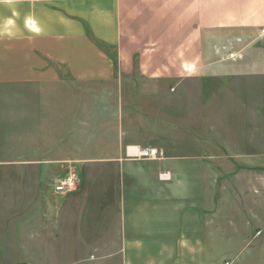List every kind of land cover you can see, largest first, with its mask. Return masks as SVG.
Returning <instances> with one entry per match:
<instances>
[{
  "label": "crops",
  "instance_id": "0c3cea01",
  "mask_svg": "<svg viewBox=\"0 0 264 264\" xmlns=\"http://www.w3.org/2000/svg\"><path fill=\"white\" fill-rule=\"evenodd\" d=\"M9 18L11 36H0V139L6 147L20 139L22 154L53 139L63 160L76 156L79 136L102 144L78 160L102 171L103 190L115 188L102 207L115 213L121 264H264V223L258 236L253 215L233 210L223 232L210 221L221 217L220 199L207 194L211 172L221 170L212 156L264 154L233 150V77L264 72L263 60L248 67L233 55L255 59L256 50L243 52L264 44V0H17L0 4V23ZM136 79L165 97L147 103L129 93ZM171 91L182 93L180 124ZM147 105L153 111L143 114ZM149 148L159 159L132 154ZM8 158L0 150V167L42 163ZM223 250L233 252L229 261Z\"/></svg>",
  "mask_w": 264,
  "mask_h": 264
},
{
  "label": "rangeland",
  "instance_id": "374dc122",
  "mask_svg": "<svg viewBox=\"0 0 264 264\" xmlns=\"http://www.w3.org/2000/svg\"><path fill=\"white\" fill-rule=\"evenodd\" d=\"M253 48V51H244L243 55L250 58L256 50L255 59H240L233 55V62L239 65L249 63L248 67L260 66L258 62L264 61L259 58L263 57L261 50H264V44L256 43ZM254 73L233 77V135H237L233 137L234 151L237 146L253 152L264 150V72ZM129 87V93H141V99L147 103L151 98L165 97V92L154 83L136 79ZM170 93L175 97L173 119L180 124L182 93ZM162 105L159 110L165 114L167 109L169 115V106L167 108L166 103ZM142 111L149 114L153 108L143 106ZM240 133L247 137L242 138ZM11 141L14 145L6 147L10 140L0 139V150L12 156L4 161L20 163L27 161L23 156H30L29 162L42 163L29 169L0 167V264H121L117 249L119 241L114 234L115 213L105 205L102 207L103 195L111 199L115 188L106 183L103 190L102 171L87 170L84 162L78 160L84 155L88 157L102 144H96L92 137L79 136L78 149L74 150L76 156L63 160L58 159L61 157L60 147L55 148L53 139H45L46 149L40 150L33 144L24 150L26 155L22 154L20 139ZM250 143L253 148H246ZM64 151V155H74L69 153V149ZM212 157L220 158L221 170L216 172V177L211 172L217 181H209L207 194L220 199L215 209L221 211V217L210 221L216 222L222 230H228L233 228V210L251 213L254 218L248 221L255 231H259L258 236L261 235V223H264V154ZM69 169L78 174V190L65 196L57 195L54 186ZM207 208L212 210V203ZM221 238L225 243L232 240L229 244L233 245V235L223 233ZM221 253L222 258L229 261L233 252L223 250Z\"/></svg>",
  "mask_w": 264,
  "mask_h": 264
},
{
  "label": "built area",
  "instance_id": "2783aa9c",
  "mask_svg": "<svg viewBox=\"0 0 264 264\" xmlns=\"http://www.w3.org/2000/svg\"><path fill=\"white\" fill-rule=\"evenodd\" d=\"M135 157L145 158L148 160H157L159 159V151L156 148L141 150V153ZM79 184L80 179L78 174L75 173L73 169H69L67 173L56 182L54 186V192L57 195L65 196L77 191Z\"/></svg>",
  "mask_w": 264,
  "mask_h": 264
},
{
  "label": "clouds",
  "instance_id": "9594fccd",
  "mask_svg": "<svg viewBox=\"0 0 264 264\" xmlns=\"http://www.w3.org/2000/svg\"><path fill=\"white\" fill-rule=\"evenodd\" d=\"M17 0H0V4H6V5H12L14 3H16ZM25 24L27 25H34L35 21L31 18H26L25 19ZM14 26V21L12 19H7L5 21H3L2 23H0V36H11V32L10 29ZM36 35H39V31L38 30H34Z\"/></svg>",
  "mask_w": 264,
  "mask_h": 264
},
{
  "label": "bare ground",
  "instance_id": "6f19581e",
  "mask_svg": "<svg viewBox=\"0 0 264 264\" xmlns=\"http://www.w3.org/2000/svg\"><path fill=\"white\" fill-rule=\"evenodd\" d=\"M141 152H140V150H135L132 154H140Z\"/></svg>",
  "mask_w": 264,
  "mask_h": 264
}]
</instances>
